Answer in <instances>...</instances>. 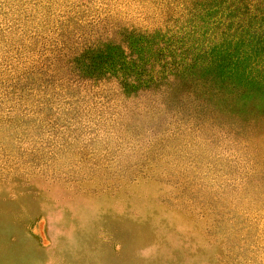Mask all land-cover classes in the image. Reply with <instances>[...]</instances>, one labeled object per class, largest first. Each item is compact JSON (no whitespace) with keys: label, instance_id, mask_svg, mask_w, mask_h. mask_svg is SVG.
<instances>
[{"label":"rangeland","instance_id":"obj_1","mask_svg":"<svg viewBox=\"0 0 264 264\" xmlns=\"http://www.w3.org/2000/svg\"><path fill=\"white\" fill-rule=\"evenodd\" d=\"M0 264H264V0H0Z\"/></svg>","mask_w":264,"mask_h":264}]
</instances>
